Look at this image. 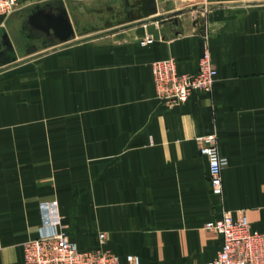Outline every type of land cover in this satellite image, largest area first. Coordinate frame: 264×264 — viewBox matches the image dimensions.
<instances>
[{"label":"crops","instance_id":"0c3cea01","mask_svg":"<svg viewBox=\"0 0 264 264\" xmlns=\"http://www.w3.org/2000/svg\"><path fill=\"white\" fill-rule=\"evenodd\" d=\"M48 5L65 6L75 29L60 47L31 23ZM152 21L161 39L141 46ZM0 32L8 64L36 62L0 78V264H25L53 200L80 251L121 264H207L223 240L205 225L225 213L264 233V0H23ZM205 46L213 91L163 103L153 63L194 75ZM212 133L228 160L222 196L195 140Z\"/></svg>","mask_w":264,"mask_h":264},{"label":"built area","instance_id":"2783aa9c","mask_svg":"<svg viewBox=\"0 0 264 264\" xmlns=\"http://www.w3.org/2000/svg\"><path fill=\"white\" fill-rule=\"evenodd\" d=\"M22 1L0 0V28L2 22L19 9ZM153 42L154 39L148 36L140 45ZM152 72L157 97L172 107L185 104L194 92H212L218 75L207 46L194 75L180 74L172 58L153 63ZM195 140L200 154L208 160L213 194L222 196V174L228 160L219 152L217 136L212 133ZM39 208L41 225L38 236L24 245L25 264H121L119 257L111 251H80L65 231L58 201L43 202ZM205 230L223 240L217 257L207 264H264V233L253 231L245 215L235 219L231 213H225L221 218L207 222ZM99 239L104 243L105 234L101 233ZM126 264H141L140 258L128 256Z\"/></svg>","mask_w":264,"mask_h":264},{"label":"water","instance_id":"95a60500","mask_svg":"<svg viewBox=\"0 0 264 264\" xmlns=\"http://www.w3.org/2000/svg\"><path fill=\"white\" fill-rule=\"evenodd\" d=\"M198 9V6H194L192 10ZM186 10H180L173 13L169 18H174L185 14ZM31 23L36 26V28L41 31V34H44L49 38L51 46H59L68 42H71L76 38L75 29L73 23L70 20L69 14L65 6L54 7V5H48L44 9L36 11L31 16ZM165 17L156 18V22L164 24L167 22ZM146 31L149 36L154 40L161 39L160 31L155 23L146 22ZM3 45L7 48L11 47L10 42L7 37H3ZM1 55V53H0Z\"/></svg>","mask_w":264,"mask_h":264},{"label":"rangeland","instance_id":"374dc122","mask_svg":"<svg viewBox=\"0 0 264 264\" xmlns=\"http://www.w3.org/2000/svg\"><path fill=\"white\" fill-rule=\"evenodd\" d=\"M5 34V32H0V35H4ZM15 42H16V45L18 46V47H20L21 49H24V50H26L27 49V47L24 45V40H23V33L22 32H19V31H16V37H15ZM12 44V43H11ZM4 46V45H3ZM3 46H2V44L0 43V50L3 48ZM32 46V45H31ZM30 46V47H31ZM62 46V45H61ZM68 46H70V45H68ZM67 46V47H68ZM29 47V48H30ZM49 47H51V46H49L48 44H45V45H41V46H36V48H39V49H41V50H43L41 53H39L38 55H40V54H42V53H44V52H47V51H49L48 49H49ZM58 47H60V46H58ZM54 49V48H53ZM51 51V50H50ZM8 52H9V48H8ZM37 56V55H36ZM36 56H34V57H36ZM30 58H32V57H25V58H23V59H20V60H17V61H14L13 63H11V64H8V62H10L9 61V59L7 58V60H5V61H0V78L2 79V80H5L6 81V78L8 77V76H10V73L12 72V71H14V69H18V67H24V66H26V65H29V64H33V63H36L35 61H30ZM53 201H57V200H53ZM100 240V239H99Z\"/></svg>","mask_w":264,"mask_h":264},{"label":"flooded vegetation","instance_id":"af4514ba","mask_svg":"<svg viewBox=\"0 0 264 264\" xmlns=\"http://www.w3.org/2000/svg\"><path fill=\"white\" fill-rule=\"evenodd\" d=\"M37 33L38 34H41L42 32L39 31V30H37ZM0 53H1V55H0V61L7 60V57H8L9 52H8V48L6 46H3V48L0 50Z\"/></svg>","mask_w":264,"mask_h":264}]
</instances>
